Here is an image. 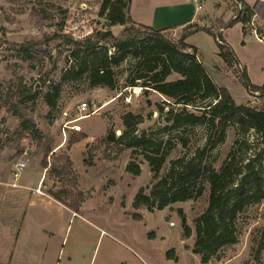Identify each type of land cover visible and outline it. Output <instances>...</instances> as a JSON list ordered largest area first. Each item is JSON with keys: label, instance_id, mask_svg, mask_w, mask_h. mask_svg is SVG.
<instances>
[{"label": "rangeland", "instance_id": "rangeland-1", "mask_svg": "<svg viewBox=\"0 0 264 264\" xmlns=\"http://www.w3.org/2000/svg\"><path fill=\"white\" fill-rule=\"evenodd\" d=\"M198 1L197 19L167 30L166 35L177 40L197 27L213 32L198 30L185 41L195 47L196 58L202 59L213 81L225 87L235 103L264 109V95L259 91L251 94L242 76L245 67L250 82H264V0ZM101 2L0 0V263L202 264L200 255L192 252L194 219L207 206L208 187L196 198L176 201L160 210L135 208V193L140 188L147 192L152 184L148 162L132 148L118 150L101 142L108 130L116 136L122 132L121 116L129 111L142 117L136 132H155L163 124L158 106L164 113L167 107L163 102L168 99L150 88L129 103L116 97L129 86L124 85L129 72L126 63L119 71L116 88H88L84 82H69L62 85L54 109L43 99L49 85L59 82L71 62V45L65 40L84 39L104 29L118 35L123 29V25H109L99 15ZM239 10L249 20L225 26ZM219 30L244 67L238 62L228 65L217 55ZM179 77L173 72L168 80ZM21 90L39 93L29 100L17 96ZM81 102H87L89 110H98L77 122L80 131L62 132V122L78 115ZM205 134L201 125L169 135L155 133L174 142L159 175L166 172L172 159L191 156L204 144ZM239 134L237 126L229 124L224 141L210 153L208 163L218 169L231 151L238 162L254 152L241 142ZM244 136L249 144L255 143L252 131ZM180 137L186 140L185 146ZM62 156L71 160L70 172L58 176L49 169L64 165ZM131 160L140 166L137 176L126 170ZM19 161H24L25 167L15 175ZM48 191L59 192L68 201L81 197V205L75 211L55 201ZM182 215L190 228L188 237L183 236ZM239 226L237 243L225 247L219 258L206 264H264L253 258L252 239L264 227V199L246 208ZM168 250L174 260L166 259Z\"/></svg>", "mask_w": 264, "mask_h": 264}, {"label": "trees", "instance_id": "trees-1", "mask_svg": "<svg viewBox=\"0 0 264 264\" xmlns=\"http://www.w3.org/2000/svg\"><path fill=\"white\" fill-rule=\"evenodd\" d=\"M129 5L130 0L101 2L99 15L109 25H123L118 35L104 29L95 31L84 39L65 40L71 45V62L61 73L59 82L49 85L43 99L54 109L62 85L69 82H84L88 88H116L119 71L124 63L128 64L129 69L124 85L139 84L145 89V93L150 88L168 99L163 102L167 107L164 113L163 107L158 106L163 124L155 132H136L142 117L129 111L121 116L122 132L116 136L113 131L108 130L101 142L118 150L132 148L133 151L140 152L148 162L153 173L152 184L147 187V192L145 188H140L135 193L132 202L135 208L145 206L150 212L160 210L170 203L196 198L208 187L207 206L194 219L195 238L192 246V252L199 254L200 262L206 264L212 258H219L225 247L237 243L240 235L239 217L247 207L257 205L264 199V109L235 103L229 91L215 83L203 63L196 58L195 47L185 41L198 30H205L210 34L213 32L197 27L173 40L166 35V29H156L133 21L129 15ZM247 20L249 17L239 10L233 22L225 26ZM215 42L218 55L226 64L233 65L237 62L234 51L220 32L216 34ZM19 49L24 50V45H20ZM173 72L180 77L168 80ZM242 76L245 87L251 94L259 91L264 95V82L260 85L251 83L245 70L242 71ZM38 93L27 94L21 90L16 94L34 100ZM229 124L237 126L241 142L247 148H253L254 152L238 162L231 151L220 167L215 169L207 158L224 141ZM200 125L206 129L204 144L195 148L189 157L172 159L166 172L160 176L168 150L173 147L174 142L169 138L163 140L155 133L169 135L173 131L181 132ZM250 131L256 136L254 144H249L244 136ZM180 140L183 146L187 144L182 137ZM235 143L238 144V139H235ZM62 158L64 165L49 169L57 172L58 176L70 172L71 160L68 156ZM126 170L135 176L140 174V166L132 160L126 165ZM62 193L68 194L64 189ZM48 194L75 211L82 202L81 197H73L68 201L59 192L48 191ZM181 225L183 236L188 237L190 228L183 215ZM255 234L252 238L253 258L258 263L260 259L264 261V256L260 257L264 251V227ZM166 259H175L171 250L166 252Z\"/></svg>", "mask_w": 264, "mask_h": 264}, {"label": "crops", "instance_id": "crops-1", "mask_svg": "<svg viewBox=\"0 0 264 264\" xmlns=\"http://www.w3.org/2000/svg\"><path fill=\"white\" fill-rule=\"evenodd\" d=\"M198 2V0H130L129 15L131 19L137 23L149 26L152 25L153 28L156 29L163 28L169 30L172 28L183 27L186 24L195 21V19H197L196 17L198 15V11L201 8V5ZM146 11L147 14L145 15ZM221 30L218 32L221 33ZM191 35H189L187 38H189ZM236 60L239 64H242L238 60L237 56ZM205 68L207 69L206 66ZM243 70H245V67Z\"/></svg>", "mask_w": 264, "mask_h": 264}, {"label": "built area", "instance_id": "built-area-1", "mask_svg": "<svg viewBox=\"0 0 264 264\" xmlns=\"http://www.w3.org/2000/svg\"><path fill=\"white\" fill-rule=\"evenodd\" d=\"M258 40H262L261 38H257ZM143 91V87L140 85H135V86H127L124 87L122 89V91H120L116 97H120L122 99V101L129 103L132 99L133 96H138L142 93ZM257 91H254L252 93H256ZM93 105V104H92ZM98 110V108H93L91 110H89V104L87 102H81L80 104H78L77 106V111H78V115L74 118H69L66 117L64 119V121L62 122V132L65 133L66 129H70L73 131H80L81 127L80 125L77 123L79 120H81L82 118L88 116L89 114H93ZM25 167V162L24 161H19L16 164V168H15V175H18L19 171H21L23 168Z\"/></svg>", "mask_w": 264, "mask_h": 264}]
</instances>
